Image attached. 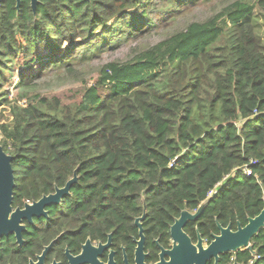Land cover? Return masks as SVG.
<instances>
[{"label":"trees","instance_id":"obj_1","mask_svg":"<svg viewBox=\"0 0 264 264\" xmlns=\"http://www.w3.org/2000/svg\"><path fill=\"white\" fill-rule=\"evenodd\" d=\"M143 1L85 0L80 18L73 12L60 22L42 17L29 30L32 49L49 47L50 55L48 60L35 56L39 69L21 75L18 88H28L49 68L65 66L70 72L77 46L112 19L133 20L130 35L144 29L145 24L135 26L142 16L132 14ZM258 5L264 10V0ZM218 18L220 24L188 25L133 65H107L102 80L79 103L28 98L19 106L0 95L12 118L0 124V147L15 157V196L39 199L54 186L63 187L76 171L65 212L69 219H96L102 227L112 218L137 216L144 201L166 229L182 211H196L215 189L199 219L205 224L203 237L210 240V233H217L216 222L237 229L259 215L264 209V43L249 4L227 5ZM19 19L20 30L31 20ZM43 22L50 25L44 32ZM78 39L83 43L75 44ZM63 42L71 47L57 57ZM16 48L10 38L3 53L9 60L0 61V86ZM98 88L110 91L101 98ZM251 245L252 264H264V230ZM237 258L248 264L253 256L245 252Z\"/></svg>","mask_w":264,"mask_h":264},{"label":"flooded vegetation","instance_id":"obj_2","mask_svg":"<svg viewBox=\"0 0 264 264\" xmlns=\"http://www.w3.org/2000/svg\"><path fill=\"white\" fill-rule=\"evenodd\" d=\"M74 11L85 15V0H0L1 20L13 19L12 12L17 14L18 21L20 17L37 22L42 17H66ZM27 12L30 17L26 16ZM56 188L59 187L54 186L52 193L42 194L39 199L30 201L14 194L12 213L52 196ZM70 196L71 193L59 203L45 206L41 213L46 216H33L31 222L21 219L19 226L23 230L18 233L14 231L2 236L0 264H167L170 261L169 253L178 243L172 235L171 226L181 213L165 229L162 228L161 217L148 213V206L139 201L141 212L137 216H125L119 221L112 218L109 226L102 227L96 219H69L63 203ZM201 215L195 220H188L181 229L192 246L196 247L200 239L206 249L214 237L220 235V230L216 222L217 233L211 232L210 240L203 237L200 230H204L205 224L199 220ZM228 226L230 224L226 228ZM231 230L237 229L231 227ZM245 252L250 251L228 253L220 256L217 263L212 259L207 264H243L237 255Z\"/></svg>","mask_w":264,"mask_h":264},{"label":"rangeland","instance_id":"obj_3","mask_svg":"<svg viewBox=\"0 0 264 264\" xmlns=\"http://www.w3.org/2000/svg\"><path fill=\"white\" fill-rule=\"evenodd\" d=\"M258 1L144 0L132 12L134 15L142 16L141 19L136 21L135 26H143L145 24L144 29L130 35V26L133 20L129 17L119 21L112 19L104 30L96 31L95 33L98 32L97 35H93V39L88 40L85 45H80L83 43V40H76L75 44L80 46H77L78 48L71 55L69 63L70 72L67 73L65 71V66L49 68L48 71H45L41 75L40 79L33 80L28 88L22 89L18 88L21 81L20 76H27L31 72H36L39 69L40 62L35 56L39 55L44 60H48L50 51L49 47L42 50L36 46L34 50L32 49V36L29 34V30L33 28L34 20H29L26 23V27L20 30L18 29L20 21L16 17L17 14L12 12L13 19L8 18L6 20L8 24L6 22L3 24L0 21V61L9 60L8 55L3 53L8 46L10 38L17 42L16 49L18 52L15 57H11L13 59V67L8 73L4 74V81L0 86V95L5 94L11 105L17 103L19 106H25L29 102L28 98L35 101L47 99L48 102L56 98L62 106L79 103L82 101L84 93L88 88L97 86L102 80V72L107 65L115 64L121 66L126 63L133 65L142 53L165 41L171 43L190 24H203V22L209 20H215L217 24H220L218 17L222 8L235 2H243L253 8V12L255 13L254 23L257 26L255 32H257L264 43V10L260 8ZM73 15L77 16V18L82 16L81 13L75 15L74 12ZM26 16H29L28 12ZM61 20L62 15L55 17V21L60 22ZM40 21L41 19L38 22ZM49 26V23L43 22L40 30L44 32ZM59 28L63 29L64 26H60ZM22 30L26 32L24 35L20 33ZM100 33L104 34L102 38L99 36ZM3 35L5 36L3 37ZM220 44L219 40L210 44L208 48L211 49ZM70 47L71 45L68 42H63L60 50L56 52V56H60ZM109 91V88L104 90L98 88L97 93L103 98L107 96ZM11 120L8 106L2 103L0 105V124L11 123ZM216 190L218 189H215V192ZM254 260L255 255L252 261Z\"/></svg>","mask_w":264,"mask_h":264},{"label":"water","instance_id":"obj_4","mask_svg":"<svg viewBox=\"0 0 264 264\" xmlns=\"http://www.w3.org/2000/svg\"><path fill=\"white\" fill-rule=\"evenodd\" d=\"M14 158L13 155L6 154L0 147V238L8 233L14 231L18 233L23 230V227L19 226L21 219H27L31 222L33 216H46L45 213H41L42 209L53 202L59 203L62 198L69 196L71 187L78 180L77 173L74 171L73 177L63 188L55 189V194L44 197L40 201L32 203L31 206L26 205L24 210L16 209L12 213L16 187V175L12 167ZM211 197L207 198V201ZM207 201L202 203L194 213L182 211L179 218L171 226L172 235L178 243L170 251V261L167 264H207L212 259L217 263L220 256L240 251H250L253 256L256 254L251 245V240L264 230V209L254 218H248L244 227L238 225L236 231H232L230 226L224 229L218 225L220 235L215 236L206 249L202 247L200 239L196 247L190 244L181 228L186 225L188 220H195L204 212ZM233 264L237 263L234 262Z\"/></svg>","mask_w":264,"mask_h":264},{"label":"built area","instance_id":"obj_5","mask_svg":"<svg viewBox=\"0 0 264 264\" xmlns=\"http://www.w3.org/2000/svg\"><path fill=\"white\" fill-rule=\"evenodd\" d=\"M243 172H244V174H245V175H246V174H247V175H249V174H250L249 170H248V169H246V168L243 170ZM212 193L214 194V193H215V190H214V191H212L210 194H212ZM209 196H210V195H209ZM211 196H212V195H211ZM252 260H253V259H252ZM252 260H250V261L248 262V264H252V263H253V261H252Z\"/></svg>","mask_w":264,"mask_h":264}]
</instances>
